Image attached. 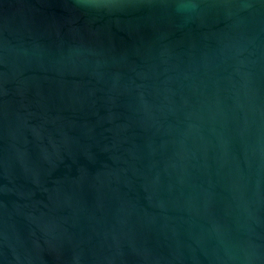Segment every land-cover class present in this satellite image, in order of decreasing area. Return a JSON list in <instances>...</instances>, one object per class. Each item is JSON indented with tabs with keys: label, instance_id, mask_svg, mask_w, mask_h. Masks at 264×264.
I'll use <instances>...</instances> for the list:
<instances>
[{
	"label": "water",
	"instance_id": "95a60500",
	"mask_svg": "<svg viewBox=\"0 0 264 264\" xmlns=\"http://www.w3.org/2000/svg\"><path fill=\"white\" fill-rule=\"evenodd\" d=\"M0 264H264V0H0Z\"/></svg>",
	"mask_w": 264,
	"mask_h": 264
}]
</instances>
